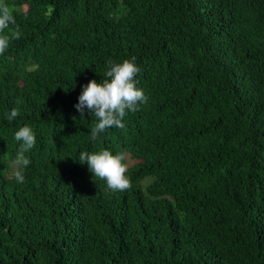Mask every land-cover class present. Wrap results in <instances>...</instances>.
<instances>
[{
  "label": "trees",
  "instance_id": "trees-1",
  "mask_svg": "<svg viewBox=\"0 0 264 264\" xmlns=\"http://www.w3.org/2000/svg\"><path fill=\"white\" fill-rule=\"evenodd\" d=\"M0 4V264H264V0ZM132 57L147 102L93 141L83 86ZM102 149L131 188L79 162Z\"/></svg>",
  "mask_w": 264,
  "mask_h": 264
},
{
  "label": "clouds",
  "instance_id": "clouds-1",
  "mask_svg": "<svg viewBox=\"0 0 264 264\" xmlns=\"http://www.w3.org/2000/svg\"><path fill=\"white\" fill-rule=\"evenodd\" d=\"M15 23V18L9 7L0 4V33H3L10 24ZM20 35L19 25H17L13 38L19 39ZM8 45L9 37L0 35V54H3ZM107 68L105 78L101 82L93 79L83 86L79 103L75 106L82 117L85 109L96 117L97 123L90 132L93 141L100 139L101 134L111 127L123 129L125 127L123 120L127 112H135L138 110L140 102H147L144 91L137 87L136 76L140 72V68L137 66L136 57L126 59L122 63H114L109 60ZM18 114L19 109L13 108L7 115L8 121L11 123ZM15 139L21 143L12 161L13 171L16 181L23 183L24 169L30 164L26 153L35 146L36 136L32 129L25 125L15 133ZM125 159L126 152L114 155L107 149L93 153L85 151L79 155V162L87 163L94 178L106 181L107 187L112 191H123L132 186L130 179L126 176L128 166L124 163Z\"/></svg>",
  "mask_w": 264,
  "mask_h": 264
},
{
  "label": "rangeland",
  "instance_id": "rangeland-1",
  "mask_svg": "<svg viewBox=\"0 0 264 264\" xmlns=\"http://www.w3.org/2000/svg\"><path fill=\"white\" fill-rule=\"evenodd\" d=\"M133 162V160H130V162L129 163H132Z\"/></svg>",
  "mask_w": 264,
  "mask_h": 264
}]
</instances>
